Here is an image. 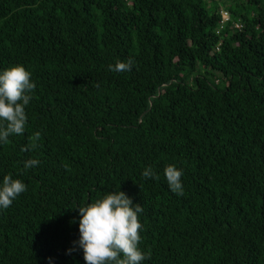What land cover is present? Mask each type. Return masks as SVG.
<instances>
[{
  "label": "trees",
  "instance_id": "obj_1",
  "mask_svg": "<svg viewBox=\"0 0 264 264\" xmlns=\"http://www.w3.org/2000/svg\"><path fill=\"white\" fill-rule=\"evenodd\" d=\"M12 63L36 87L0 145V177L26 184L0 210V264H85L73 207L119 187L143 207L141 264H264V0H0Z\"/></svg>",
  "mask_w": 264,
  "mask_h": 264
},
{
  "label": "clouds",
  "instance_id": "obj_2",
  "mask_svg": "<svg viewBox=\"0 0 264 264\" xmlns=\"http://www.w3.org/2000/svg\"><path fill=\"white\" fill-rule=\"evenodd\" d=\"M132 66L131 58L117 59L114 64L108 65V69L128 72ZM35 87L31 72L22 63L0 68V145L7 143L11 135L24 134L27 124L26 106L29 105ZM40 135L39 131L31 135L30 147L35 145ZM38 164V159L28 158L23 162V167L35 168ZM163 174L169 190L182 195V169L167 164ZM141 176L159 178L151 166H145ZM24 191L26 184L21 179L10 174L0 177V210L7 209ZM73 208L78 209L79 231L78 239L73 243L82 251L85 264H141L150 256L149 252L139 246L142 224L138 214L143 212V207L141 203H134L132 197L120 187L118 190L104 191L97 198Z\"/></svg>",
  "mask_w": 264,
  "mask_h": 264
},
{
  "label": "built area",
  "instance_id": "obj_3",
  "mask_svg": "<svg viewBox=\"0 0 264 264\" xmlns=\"http://www.w3.org/2000/svg\"><path fill=\"white\" fill-rule=\"evenodd\" d=\"M231 20V15L228 10H222V20H221V28H223L226 23H228ZM235 26L238 28L242 27V24L237 22Z\"/></svg>",
  "mask_w": 264,
  "mask_h": 264
}]
</instances>
